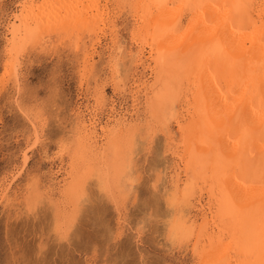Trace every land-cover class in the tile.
Returning <instances> with one entry per match:
<instances>
[{"label":"bare ground","instance_id":"obj_1","mask_svg":"<svg viewBox=\"0 0 264 264\" xmlns=\"http://www.w3.org/2000/svg\"><path fill=\"white\" fill-rule=\"evenodd\" d=\"M31 2H25L8 27V76L19 74L26 46L41 45L50 33L74 36L79 50L87 46L84 41L96 42L97 30L104 32L99 30L107 21L95 0L48 1L38 11ZM105 2L107 8L109 0ZM117 6L116 14L128 11L134 20L136 67L151 71L152 78L131 91L134 102L142 93L138 88L146 98L143 111L134 108L131 120L111 115L117 119L101 128L100 135L91 124L77 125L76 159L62 195L73 210L66 213L64 206L55 205L58 239L68 240L79 219L75 215L82 209L87 180L94 179L118 211L124 206L139 181L135 136L145 128L149 145L161 132L166 152L180 161L166 187L172 245L189 249L195 264H264V0H118ZM113 36L116 45L117 33ZM85 49L84 66L89 70L93 64L89 47ZM116 62L110 70L120 84L123 77ZM33 128L39 135L37 123ZM29 160L25 154L18 176ZM9 186H4L0 200L11 198ZM122 215L119 212L120 226Z\"/></svg>","mask_w":264,"mask_h":264},{"label":"rangeland","instance_id":"obj_2","mask_svg":"<svg viewBox=\"0 0 264 264\" xmlns=\"http://www.w3.org/2000/svg\"><path fill=\"white\" fill-rule=\"evenodd\" d=\"M32 1L38 11L55 0ZM95 1L100 3V13L105 14L107 22L99 30L103 33L97 30L96 42L84 41L89 47L92 68L87 71L84 66L85 44L77 50L74 36L56 32L46 35L41 45H27L21 54L24 55L19 57V74L8 76L5 65L9 28L27 0H0V196L6 186L11 184L12 188L8 195L11 198L0 200V264H195L192 252L172 245L167 236V221L172 212L166 203V187L180 161L166 152L167 141L161 132L149 145L145 128L135 136L134 161L139 181L135 183V193L126 198L128 202L125 200L118 211L99 191L95 180H87V196L82 199L81 211L74 213L79 221L76 219L69 239L61 241L56 234L55 205L64 206L66 213L73 210L62 195L70 181L66 176L72 173L75 163L77 125L91 124L90 128L100 135L107 123L112 124L118 116L131 120L134 108L141 113L146 99L142 88H138L142 93L136 102L132 92L137 84L152 78L151 71L136 67L138 48L132 39L131 15L128 11L116 14L118 0H109L107 8V0ZM107 14L113 20L108 21ZM116 33L119 41L114 45ZM111 62L117 63L119 76L123 77L120 84L112 76ZM111 115L117 117L113 119ZM33 122L38 125L39 135L35 134ZM172 128L177 129L175 124ZM25 154L29 155V166L18 176ZM32 199L35 201L31 202ZM119 212L124 218L121 226Z\"/></svg>","mask_w":264,"mask_h":264}]
</instances>
